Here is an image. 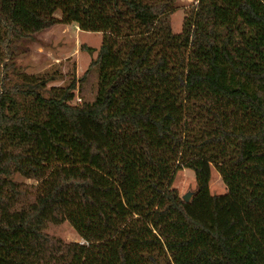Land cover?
Here are the masks:
<instances>
[{
  "label": "trees",
  "instance_id": "1",
  "mask_svg": "<svg viewBox=\"0 0 264 264\" xmlns=\"http://www.w3.org/2000/svg\"><path fill=\"white\" fill-rule=\"evenodd\" d=\"M177 7L0 0V264H264V0H198L180 33ZM73 22L103 34L80 79L8 74L15 41ZM65 221L82 242L46 231Z\"/></svg>",
  "mask_w": 264,
  "mask_h": 264
},
{
  "label": "rangeland",
  "instance_id": "2",
  "mask_svg": "<svg viewBox=\"0 0 264 264\" xmlns=\"http://www.w3.org/2000/svg\"><path fill=\"white\" fill-rule=\"evenodd\" d=\"M177 9L171 16L174 32L180 33L183 22L190 7L188 1L176 0ZM57 18L62 17L59 10L55 13ZM103 40L102 32L83 31L77 23H55L41 31L15 41L12 48L13 54L8 62L10 65L8 74L13 79L25 76H54L49 86H66L72 78L80 79L93 58L96 57ZM89 48H93L91 51ZM79 88L73 103H79L83 99L94 98L97 86V75L90 73L84 81L78 82ZM15 179L25 183H36L33 179H27L19 174ZM172 186L182 196L197 188L196 173L189 168L178 169L173 177ZM212 194H224L227 186L223 182L219 172L213 168L210 182ZM46 231L51 235L62 237L67 242L83 239L67 221L60 224H49Z\"/></svg>",
  "mask_w": 264,
  "mask_h": 264
},
{
  "label": "water",
  "instance_id": "3",
  "mask_svg": "<svg viewBox=\"0 0 264 264\" xmlns=\"http://www.w3.org/2000/svg\"><path fill=\"white\" fill-rule=\"evenodd\" d=\"M193 193L192 191H189L187 192L186 194L182 195V198L186 201V202H189L193 196Z\"/></svg>",
  "mask_w": 264,
  "mask_h": 264
},
{
  "label": "built area",
  "instance_id": "4",
  "mask_svg": "<svg viewBox=\"0 0 264 264\" xmlns=\"http://www.w3.org/2000/svg\"><path fill=\"white\" fill-rule=\"evenodd\" d=\"M188 1V4L186 6L191 7L192 5H195L198 3V0H184Z\"/></svg>",
  "mask_w": 264,
  "mask_h": 264
}]
</instances>
